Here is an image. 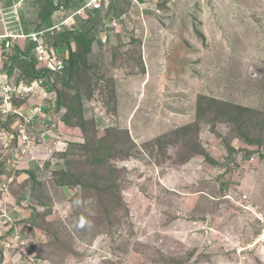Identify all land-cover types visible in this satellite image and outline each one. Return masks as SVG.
Instances as JSON below:
<instances>
[{
    "label": "rangeland",
    "instance_id": "rangeland-1",
    "mask_svg": "<svg viewBox=\"0 0 264 264\" xmlns=\"http://www.w3.org/2000/svg\"><path fill=\"white\" fill-rule=\"evenodd\" d=\"M109 1L0 0V264H264V0Z\"/></svg>",
    "mask_w": 264,
    "mask_h": 264
},
{
    "label": "built area",
    "instance_id": "built-area-1",
    "mask_svg": "<svg viewBox=\"0 0 264 264\" xmlns=\"http://www.w3.org/2000/svg\"><path fill=\"white\" fill-rule=\"evenodd\" d=\"M87 6L91 11H102L111 7L109 0H88Z\"/></svg>",
    "mask_w": 264,
    "mask_h": 264
},
{
    "label": "trees",
    "instance_id": "trees-1",
    "mask_svg": "<svg viewBox=\"0 0 264 264\" xmlns=\"http://www.w3.org/2000/svg\"><path fill=\"white\" fill-rule=\"evenodd\" d=\"M69 59H70V60H69ZM69 59H68V61L66 62V65L63 63V68H64L65 70H67V74H69L68 77L71 78L72 75L75 74V71H76V69H77V64L74 63L73 60H72L71 58H69ZM65 66H66V68H65ZM65 79H67V77L62 78L61 81H64V82H65ZM64 82H63V83H64ZM80 108H81V106H80Z\"/></svg>",
    "mask_w": 264,
    "mask_h": 264
},
{
    "label": "clouds",
    "instance_id": "clouds-1",
    "mask_svg": "<svg viewBox=\"0 0 264 264\" xmlns=\"http://www.w3.org/2000/svg\"><path fill=\"white\" fill-rule=\"evenodd\" d=\"M95 12H99V11H95ZM31 36H32V34H31ZM62 63H60V65H61ZM80 227H83V223H81L80 225H79Z\"/></svg>",
    "mask_w": 264,
    "mask_h": 264
},
{
    "label": "bare ground",
    "instance_id": "bare-ground-1",
    "mask_svg": "<svg viewBox=\"0 0 264 264\" xmlns=\"http://www.w3.org/2000/svg\"><path fill=\"white\" fill-rule=\"evenodd\" d=\"M71 200V199H70Z\"/></svg>",
    "mask_w": 264,
    "mask_h": 264
}]
</instances>
